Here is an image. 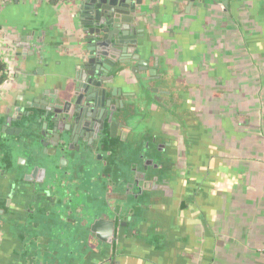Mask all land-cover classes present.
Here are the masks:
<instances>
[{"label": "crops", "instance_id": "obj_1", "mask_svg": "<svg viewBox=\"0 0 264 264\" xmlns=\"http://www.w3.org/2000/svg\"><path fill=\"white\" fill-rule=\"evenodd\" d=\"M225 2L149 0L138 46L105 76L113 60L76 2L0 7L13 50L0 89V264H264V0ZM103 76L104 101L124 102L115 132L107 122L61 163L42 145L52 96L69 133L87 132ZM98 220L115 223L111 244L91 231Z\"/></svg>", "mask_w": 264, "mask_h": 264}, {"label": "water", "instance_id": "obj_2", "mask_svg": "<svg viewBox=\"0 0 264 264\" xmlns=\"http://www.w3.org/2000/svg\"><path fill=\"white\" fill-rule=\"evenodd\" d=\"M76 2L77 7L80 9V19H82V25L85 28L84 31L90 33L88 38H92L95 40L94 43L101 48L102 55L112 58L113 61H107L104 66V76L106 72L111 70L116 62L126 63L128 62L125 59V55L127 56L129 49L132 47L136 48L138 46V40L134 38V31L137 33L136 27L140 25L138 19L145 16V13L142 11L144 5L149 0H72ZM229 0H226L225 5H228ZM82 16V17H81ZM90 17V22L89 18ZM84 19V20H83ZM85 26H90L91 28H86ZM94 46V45H93ZM121 48V49H119ZM117 56V57H116ZM134 57V56H133ZM135 59H138L136 56ZM129 59V57H128ZM142 64L147 69V63L142 62ZM101 77L100 80L92 82L95 86L101 88L100 95L97 97V101L99 100V107H101L100 111H96L93 113L94 117V125L93 129H87V132H79V133H69L70 127L69 125L63 126V121L65 120V116L63 114H68L67 107L68 104L65 103V107L63 108L61 104H58V96H52L55 99V104H51L48 110H52L56 113L54 117V133L48 134L44 133V141H42V145L48 148L50 145L54 146L53 150H49L48 154H52L54 157L57 155H61L63 159L61 163H68L69 161L76 163L81 153H87L90 149L88 146L93 145L91 139H99L105 133L106 123L108 122L112 126V132H115V128L118 123L114 122V116L117 108H124V102H120L117 107H111L109 101H104V89L102 90V85L105 80L107 81V77ZM81 85L78 84L75 102L77 104H81L83 99V93H81ZM92 88H88L87 91H91ZM98 112V114H97ZM90 115V113H89ZM63 120V121H62ZM70 120V119H68ZM76 129L74 130V132ZM91 131V132H90ZM49 135H52L49 137ZM81 139V140H80ZM79 146H76V145ZM52 151V152H51ZM44 152L47 150L44 149ZM74 152V153H73ZM78 154L77 157L75 154ZM47 167L49 172H52L55 168L54 161H50L47 163ZM44 171V179L41 183H44L46 180ZM39 189L35 188L34 191L37 192ZM33 191L32 195L34 197L39 196L37 193ZM103 227V231H101ZM100 228V229H99ZM116 225L114 222H108L107 220H98L96 221L91 231L94 232L101 242L112 243L113 237L115 233Z\"/></svg>", "mask_w": 264, "mask_h": 264}, {"label": "built area", "instance_id": "obj_3", "mask_svg": "<svg viewBox=\"0 0 264 264\" xmlns=\"http://www.w3.org/2000/svg\"><path fill=\"white\" fill-rule=\"evenodd\" d=\"M13 0H0V7L11 2ZM0 54H1V58L3 60V62L6 64V66L8 67L11 75H10V78L9 80L2 86H0V89L7 85L11 80H13V70L11 69L10 65H11V58H12V55H13V50L12 49H9V50H5L4 49V45H3V36L1 38V41H0Z\"/></svg>", "mask_w": 264, "mask_h": 264}, {"label": "trees", "instance_id": "obj_4", "mask_svg": "<svg viewBox=\"0 0 264 264\" xmlns=\"http://www.w3.org/2000/svg\"><path fill=\"white\" fill-rule=\"evenodd\" d=\"M3 35V29L0 26V41ZM10 71L8 69V67L6 66V64L3 62L2 58H1V54H0V86L4 85L10 78Z\"/></svg>", "mask_w": 264, "mask_h": 264}, {"label": "rangeland", "instance_id": "obj_5", "mask_svg": "<svg viewBox=\"0 0 264 264\" xmlns=\"http://www.w3.org/2000/svg\"><path fill=\"white\" fill-rule=\"evenodd\" d=\"M90 211L91 214H93L94 212H97L96 210L94 211L93 209L91 208H88L86 211ZM112 210V206H109V205H105L103 206L102 208H99V211H104L103 213L106 214L108 212H110ZM87 213V212H86Z\"/></svg>", "mask_w": 264, "mask_h": 264}]
</instances>
